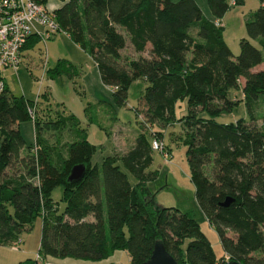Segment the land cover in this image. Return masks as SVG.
I'll return each mask as SVG.
<instances>
[{"label": "trees", "instance_id": "16d2710c", "mask_svg": "<svg viewBox=\"0 0 264 264\" xmlns=\"http://www.w3.org/2000/svg\"><path fill=\"white\" fill-rule=\"evenodd\" d=\"M59 1L62 5L53 10L56 22L73 43L88 50L116 103L124 104L132 83L143 81L137 113L145 124L183 127L196 203L217 232L224 257L216 259L195 220L158 206L148 190L155 177L148 172L152 142L168 150L161 132H151L150 138L139 133L131 149L120 158L105 159L100 167L91 162L96 147L84 130L65 145L63 155L41 141V127L34 120L35 145L26 148L19 124L34 119V105L9 95L6 86L0 96V246L16 245L21 232L40 217L38 258L102 261L124 251L130 264H141L160 241L178 264H264V124H257L256 114L261 109L264 114V70L252 72L264 65V0L245 21L248 39L239 41L237 56L218 21L230 8L228 0H207L214 21L195 0ZM242 2L234 0L233 5ZM38 42L31 37L23 49ZM128 44L139 58H122ZM62 65L58 63L55 74ZM233 90L240 92L239 100L230 98ZM181 101H186L187 114L176 120ZM240 103L249 122L216 121ZM82 164L83 178L69 183L71 169ZM58 187L62 212L51 199ZM226 200L230 203L223 207Z\"/></svg>", "mask_w": 264, "mask_h": 264}, {"label": "rangeland", "instance_id": "374dc122", "mask_svg": "<svg viewBox=\"0 0 264 264\" xmlns=\"http://www.w3.org/2000/svg\"><path fill=\"white\" fill-rule=\"evenodd\" d=\"M177 2L178 0H171ZM203 15L215 20L207 0H195ZM59 0H47L46 7L51 12L60 6ZM234 0H228L230 8L224 17L218 20L223 29L227 46L234 56L239 54V41L248 39L245 21L260 7L259 0H243L239 5H232ZM251 44L261 49L260 44L250 40ZM122 58L137 59L141 55L133 52L129 46L122 51ZM148 50L142 56H147ZM21 57L17 70L7 69L1 73V78L9 95L32 102L33 120L19 124V130L26 143V148L35 145L34 120L39 123L41 141L57 153L65 154V145L77 141L78 130H84L86 139L96 147L92 164L99 167L109 157L120 158L134 145L139 133L145 132L148 138L151 132H161L160 139L167 147V152L159 150L152 153L153 161L148 172L155 177L147 183L148 190L153 194L158 206L175 209L187 213L199 225L206 236L216 259L224 257L219 236L209 225L197 206L194 186L190 180V167L187 160V140L180 124L159 127L145 124L143 115H138L146 84L137 81L130 86L126 101L116 103L113 88L101 83L97 67L89 56L88 50H83L71 41L65 33H57L47 40L40 41L28 49ZM63 63L62 72L55 74L58 63ZM69 63V65H68ZM230 98L239 100L240 92L230 91ZM187 114L186 101L176 105L175 118L180 120ZM257 124L263 126V110L257 113ZM206 116V115H205ZM207 117V116H206ZM239 119L248 120L243 103L230 113H223L216 121L218 123H234ZM59 124L53 125L50 123ZM39 151L38 145L33 152ZM54 152V156L57 153ZM170 153V155H169ZM24 154V153H23ZM169 155L168 157H166ZM130 181L133 177L127 174ZM62 188H56L51 195L58 212H62L64 204L61 201ZM42 220L37 217L28 230L21 232L20 245L0 246V264H20L37 260L41 264L40 254ZM60 260V259H58ZM86 264H129L127 252L118 251L113 257L102 261L70 259ZM224 261L225 258L223 259ZM61 261V260H60Z\"/></svg>", "mask_w": 264, "mask_h": 264}, {"label": "built area", "instance_id": "2783aa9c", "mask_svg": "<svg viewBox=\"0 0 264 264\" xmlns=\"http://www.w3.org/2000/svg\"><path fill=\"white\" fill-rule=\"evenodd\" d=\"M46 2L47 0H0V96L5 87L1 73L7 69L17 70L21 52L29 38L36 37L46 43L53 35L64 33L56 22L53 11L50 12L46 7ZM216 25L219 26L218 23ZM162 148V143L155 140L152 142L154 151H162ZM21 243L19 240L16 245Z\"/></svg>", "mask_w": 264, "mask_h": 264}, {"label": "water", "instance_id": "95a60500", "mask_svg": "<svg viewBox=\"0 0 264 264\" xmlns=\"http://www.w3.org/2000/svg\"><path fill=\"white\" fill-rule=\"evenodd\" d=\"M85 174V166L82 165H77L73 167L70 171V174L67 178V181L71 184L78 183L84 176ZM230 203V200H226L222 206L227 207ZM141 264H178L174 258L165 250L164 245L162 242L157 241L154 244L152 254L150 258L141 263ZM224 264H239L234 261H228Z\"/></svg>", "mask_w": 264, "mask_h": 264}, {"label": "crops", "instance_id": "0c3cea01", "mask_svg": "<svg viewBox=\"0 0 264 264\" xmlns=\"http://www.w3.org/2000/svg\"><path fill=\"white\" fill-rule=\"evenodd\" d=\"M62 5V3L60 2V6ZM59 6V7H60ZM26 50H22V52H21V57H24L23 56V54H24V52H25ZM262 70H264V65H260V66H258V67H256L254 70H252V72H258V71H262ZM92 219V218H91ZM118 252V251H117ZM120 252V251H119ZM116 255V252L115 253H113V255L111 256V257H113V256H115ZM71 258H65V259H60V260H58V259H56V258H52V257H46V258H44L43 260H42V262H41V264H81L80 262H75V261H73V260H70ZM82 264H86V263H82ZM129 264H130V262H129Z\"/></svg>", "mask_w": 264, "mask_h": 264}]
</instances>
